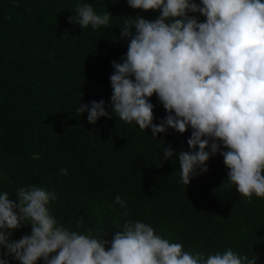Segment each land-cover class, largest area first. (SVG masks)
<instances>
[{
  "label": "trees",
  "instance_id": "obj_1",
  "mask_svg": "<svg viewBox=\"0 0 264 264\" xmlns=\"http://www.w3.org/2000/svg\"><path fill=\"white\" fill-rule=\"evenodd\" d=\"M84 3L97 14L109 11V24L93 30L70 23ZM159 14L127 0H0V193L19 203V188L40 186L55 194L48 208L58 224L109 241L125 220L141 221L184 251L207 256L231 248L264 264V198L253 195L249 202L227 182L222 155L211 156L208 171L189 185L180 183L178 153L192 151L191 128L153 137L151 127L141 130L114 113L93 124L87 112H77L94 100L106 101L111 112L112 61L127 52L124 21ZM149 99L159 124L167 112L157 95ZM167 146L174 154L165 160ZM31 230L30 223L10 230V242ZM0 258L21 264L6 247Z\"/></svg>",
  "mask_w": 264,
  "mask_h": 264
},
{
  "label": "clouds",
  "instance_id": "obj_2",
  "mask_svg": "<svg viewBox=\"0 0 264 264\" xmlns=\"http://www.w3.org/2000/svg\"><path fill=\"white\" fill-rule=\"evenodd\" d=\"M134 9L158 10L149 20L126 19L121 36L128 42L121 62L112 61L111 112L106 101L77 108L95 124L116 117L149 127L155 137L173 129L185 133L192 151L178 153L180 183L207 172V161L219 153L228 169L227 182L251 202L264 198V0H127ZM199 13L206 19L201 22ZM112 14H97L91 4H80L70 23L93 30L107 26ZM132 17V16H130ZM157 95L167 115L154 123ZM198 146V150H197ZM210 148V151L207 149ZM223 149V150H222ZM164 159L174 154L163 148ZM67 175V168L60 169ZM19 203L0 193V247L21 264H257V258L231 248L205 256L156 234L141 221L125 220L111 240L91 232L69 230L50 213L55 194L36 185L16 191ZM122 215L127 204L117 194ZM30 223L31 234L10 242L11 231ZM77 222V227H82ZM110 243V248L106 245ZM56 253L55 255H52ZM0 264L8 261L0 258Z\"/></svg>",
  "mask_w": 264,
  "mask_h": 264
}]
</instances>
